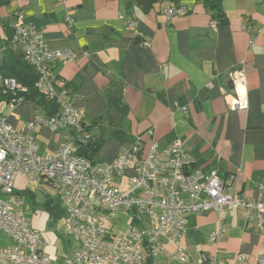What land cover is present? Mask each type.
I'll list each match as a JSON object with an SVG mask.
<instances>
[{"label": "crops", "instance_id": "0c3cea01", "mask_svg": "<svg viewBox=\"0 0 264 264\" xmlns=\"http://www.w3.org/2000/svg\"><path fill=\"white\" fill-rule=\"evenodd\" d=\"M178 4L188 13L169 22L164 9ZM221 9L226 21L213 26L203 0L165 1L150 10L129 0H11L0 9V45L3 29H12L15 13L21 11L25 23L36 25L52 47L80 54L77 60L52 64L59 86L75 100L98 141L112 138V146L131 139L100 148L99 159L113 161L135 142L163 147L180 138L191 148L196 167L207 173L218 170L222 178L234 174L233 193L256 199L259 185H264V0H223ZM67 16L75 19L72 28ZM129 20L139 23L142 35ZM243 60L248 107L236 108L231 73L242 68ZM9 107L3 114L18 130L42 112L29 99L7 112ZM93 125L104 132L118 126L115 130L123 133L105 138ZM29 133L43 155H52L64 141L63 132L46 127ZM23 180L16 178L17 189L22 190ZM220 218L227 231L215 243L210 233L218 229ZM45 233L50 235L49 254L65 258L57 257L53 232ZM66 245L71 247L69 237ZM181 245L187 262L172 260L163 251L156 264H207L212 254L217 264H264V226L247 221L241 209L190 215ZM175 249L166 243L168 252Z\"/></svg>", "mask_w": 264, "mask_h": 264}, {"label": "built area", "instance_id": "2783aa9c", "mask_svg": "<svg viewBox=\"0 0 264 264\" xmlns=\"http://www.w3.org/2000/svg\"><path fill=\"white\" fill-rule=\"evenodd\" d=\"M164 13L171 22L186 9L170 5ZM15 15L14 43L38 75L36 89L56 105V111L48 114L41 107L42 112L18 130L0 109V231L9 239L0 247V264H156L163 251L172 260L187 262L189 255L181 240L192 214L209 211L220 215L241 209L247 221L264 226V185H259L256 199L237 196L232 188L235 175L222 178L218 170L207 173L196 167L191 148L180 138L163 147L157 142L149 146L135 142L113 161L82 155L80 145L92 141L93 134L83 123L75 100L59 86L52 68L55 62L77 60L80 54L52 47L36 25L25 23L23 12ZM66 22L72 28L75 19L67 16ZM128 24L142 35L137 21ZM218 24L213 19L212 25ZM241 63L242 68L231 73L236 94L233 105L247 108V74L244 60ZM26 92L27 87L15 77L0 74V104L16 108L26 101ZM43 127L64 133V141L52 155L41 154L35 136L29 133ZM17 177H32L57 192L65 220L59 231L78 241L74 254L62 260L49 254L44 233L34 227L28 213L24 190L15 185ZM124 218L125 228L117 233L116 226ZM226 231L220 218L218 229L210 233L211 240L219 243ZM166 243L176 249L168 252ZM208 258L207 264H217L216 256Z\"/></svg>", "mask_w": 264, "mask_h": 264}, {"label": "trees", "instance_id": "16d2710c", "mask_svg": "<svg viewBox=\"0 0 264 264\" xmlns=\"http://www.w3.org/2000/svg\"><path fill=\"white\" fill-rule=\"evenodd\" d=\"M165 1H171L178 3L179 0H129L130 4H137L143 7L145 10H150L155 4H159ZM223 0H203L204 6L209 9L212 13V17L218 22L226 21L223 18L224 13L221 9V4ZM11 2V0H0V7L3 5H7ZM181 5H175V7H180ZM184 7V6H181ZM185 8V7H184ZM186 9V8H185ZM186 13L188 10L186 9ZM185 13V14H186ZM4 37H3V45H0V49L3 55V67L0 70V74L4 76L15 77L18 81L24 84L28 92L24 93L26 100H33L38 103L48 114H53L56 110V105L44 97L43 94L36 89L35 84L38 79V75L34 68H32L24 59L21 50L14 43V30L9 27L4 28ZM1 43V40H0ZM3 46V47H2ZM233 83V82H232ZM234 86V85H233ZM2 94L0 99L2 100ZM121 110V109H120ZM123 113H126L125 110H121ZM120 132L118 130L114 131L115 136H120ZM126 140V138L121 139ZM103 144L102 141H89L87 143H82L80 145V153L84 156H87L93 160L98 159V151ZM23 194L26 195L27 200L32 203L34 209H38L39 204L35 201V196L32 194L30 190H24ZM43 209L47 211L50 215V219L52 222H56L63 217L64 210L60 206V202L58 198H49L48 201L45 202Z\"/></svg>", "mask_w": 264, "mask_h": 264}, {"label": "rangeland", "instance_id": "374dc122", "mask_svg": "<svg viewBox=\"0 0 264 264\" xmlns=\"http://www.w3.org/2000/svg\"><path fill=\"white\" fill-rule=\"evenodd\" d=\"M3 7L5 8V5L1 6L0 9ZM0 25H1V14H0ZM7 106L8 105L0 104V109H2V110L6 109ZM10 107H9V109H7V112H9V110L11 109ZM93 128H94V125H93ZM117 128H118V126H116L115 128L109 127V129H107L106 132L101 131L99 129L96 130L97 129L96 127L94 128V130L97 131V133L102 132L104 137L107 138V137L115 136L113 133H114L115 129H117ZM118 132L123 133L122 131H118ZM93 135L95 136L96 133H93ZM94 136H93L94 139H92V141H94V140L98 141L97 139H99V138H96V136L95 137ZM109 139L110 140H107V141L105 139H103L102 147H103V145H106V146H104L103 148L101 147V149L104 150V149H107V148H110L113 146L118 147V144L121 145L124 143H129L131 140L130 138H127L128 141L124 140V141H120V142H115V145L111 146V142H113L114 139H112V138H109ZM104 141H106V142H104ZM126 145H128V144H126ZM101 149H99V152L101 151ZM19 185H21L20 187H22V190L25 189V190L32 191V194L35 196V201L39 204L37 212L30 205L28 208L29 209L28 213H29L30 217L33 219L34 227L39 228V230L42 232L44 231L43 232L44 238L47 240V242L50 239L49 238L50 235H47V237H46L45 232H53V234L57 233L56 234L57 237L54 236L53 234H51V237L53 239V243H54L56 250L58 252L57 257L61 258L62 256L66 257V256L74 254L77 251L78 246H79L78 241L74 237L73 238L69 237V239L71 240V247H68L66 245V241H67L68 237L64 233L59 231L60 229L64 228L65 220L60 219L56 222H52V220L47 217V215L45 214L46 212L44 211V209L42 207V205L44 206L45 202L48 201L49 198H52V197L56 198L57 192L50 185H48L46 183H44V184L36 183L32 177H29L23 181H20ZM125 222H126V219L124 218L123 223H118V225L116 226L117 227L116 228L117 233H121L123 231V229L125 228ZM42 223L45 225V228L40 229ZM8 241H9V239H8V236L6 235V233L0 231V247L5 246L8 243ZM69 250H72V251H69Z\"/></svg>", "mask_w": 264, "mask_h": 264}, {"label": "water", "instance_id": "95a60500", "mask_svg": "<svg viewBox=\"0 0 264 264\" xmlns=\"http://www.w3.org/2000/svg\"><path fill=\"white\" fill-rule=\"evenodd\" d=\"M3 67V55H2V52L0 50V70L2 69Z\"/></svg>", "mask_w": 264, "mask_h": 264}]
</instances>
